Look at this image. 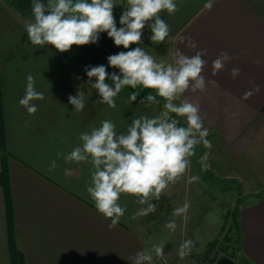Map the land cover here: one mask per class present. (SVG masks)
I'll return each instance as SVG.
<instances>
[{"label":"crops","instance_id":"crops-1","mask_svg":"<svg viewBox=\"0 0 264 264\" xmlns=\"http://www.w3.org/2000/svg\"><path fill=\"white\" fill-rule=\"evenodd\" d=\"M120 1V4L125 2ZM208 3L209 0H177L174 15L160 13L169 26V36L157 45L150 41V30L145 27L141 44L146 47L141 46L157 62L168 63L174 62L177 50L186 56L207 50L202 75L206 80H214L217 86L209 85L202 93L186 92L182 99L199 106L204 126L209 129L207 139L212 142V148L202 146L203 151L209 155H231L232 162L225 163L227 167L223 168L236 163L237 158L232 155L242 158L244 166L258 180L250 193H258L260 186H264V0H212L211 8L207 7ZM121 8L122 12L125 10L122 6L118 8L119 15ZM0 16L4 138L9 155L17 244L24 264H131L130 256L159 244L149 241L148 219L133 218L141 206L135 197L122 194L119 203L126 212L120 222L109 229L110 221L97 214L86 192L92 166L86 162L66 163L64 156L80 144L78 137L82 132L99 127L105 119L116 125L117 132H126L131 120L153 117L159 112L151 105L120 96L115 98L116 108H108L99 102L96 92L90 93L89 86L85 87L88 81L85 69L54 50L45 51L56 55L32 58L42 65H51L42 67L40 72L26 73L15 66L8 68V59L14 57L4 56L13 45H18L16 37L25 30L14 32L11 18L3 13ZM6 25L10 26L8 39L12 37L7 49L6 44L2 47ZM20 36L27 38V34ZM181 38H191L196 47L181 44ZM134 47L136 45H130L129 50ZM149 48L154 51L149 52ZM120 49L123 48L120 47L119 52ZM220 52H227L232 59L213 76L212 61ZM233 67L240 69L236 79L229 75ZM29 74L34 76L37 90L44 93V100L33 101L38 110L32 115L18 103L25 94ZM257 85L259 91L247 100L241 98ZM78 90L86 97L85 108L79 113L68 104V97L75 96ZM180 119L186 126L183 118ZM217 144L224 145L225 150L218 151ZM52 160L56 161V168L49 171ZM178 182L179 179L170 184L160 199L152 203L158 204ZM2 208L4 217L3 201ZM239 222L241 254L251 264H264V196L242 203ZM189 236L194 239L192 234ZM185 238L182 231L177 239L184 241ZM196 242L194 239V247ZM166 243L164 256H171ZM155 260L156 257L154 263Z\"/></svg>","mask_w":264,"mask_h":264},{"label":"clouds","instance_id":"clouds-1","mask_svg":"<svg viewBox=\"0 0 264 264\" xmlns=\"http://www.w3.org/2000/svg\"><path fill=\"white\" fill-rule=\"evenodd\" d=\"M117 5L125 9L119 18V28L113 16V8ZM211 6L212 0H209L207 7ZM30 8L33 20L25 24V33L32 46L46 48L50 45L57 53H65L74 45H95L100 34L106 33L115 47L127 50L107 57V65L85 68L86 84L95 90L100 103L110 109L116 108L115 98L126 86L152 90L140 103L145 100L159 103L157 97L163 99L158 115L131 120L126 132H117L111 120L101 121L99 127L82 132L78 137L80 144L64 156L66 163L86 162L92 166L86 192L97 214L110 221L109 229L115 227L126 212L119 203L122 194L135 197L141 206L133 218L154 213L156 204L152 201L159 200L170 184L184 176L197 146L212 148V142L207 139L209 129L204 126L199 106L182 99L186 92L202 93L209 85L217 86L214 80H206L202 75L207 50L192 56L177 50L174 62L165 64L157 62L140 44L146 26L152 43L158 45L165 41L170 29L160 13L174 15L177 0H125L123 4L117 0H48L47 4L43 0H31ZM179 42L189 48L196 47L191 38H181ZM130 45L136 47L129 50ZM231 59L227 52H220L212 61V75L223 70ZM106 67L118 72L109 73ZM229 75L236 79L240 75L239 67H233ZM256 91L259 85L246 91L241 98L247 100ZM42 100L44 93L37 90L34 76L27 75L25 94L19 105L32 115L38 110L33 101ZM130 100L136 101L137 96L132 95ZM68 104L75 112H82L86 104L84 92L78 90L75 96L70 95ZM180 118L186 126L181 125ZM209 154L205 153L202 159L207 160ZM55 168L56 161L52 160L48 170ZM197 179L191 177L189 182ZM189 207L190 204L185 203L175 208L173 216H185ZM165 228L170 234L174 233L175 219L169 220ZM193 247L191 239L185 240L179 246L178 256L183 259L191 255ZM153 254L163 258L164 244L137 251L128 259L131 264H153Z\"/></svg>","mask_w":264,"mask_h":264},{"label":"rangeland","instance_id":"rangeland-1","mask_svg":"<svg viewBox=\"0 0 264 264\" xmlns=\"http://www.w3.org/2000/svg\"><path fill=\"white\" fill-rule=\"evenodd\" d=\"M10 1L11 0H0V13L11 18L14 32L17 29L19 32L22 29L25 30V24L33 20L32 15L30 14L27 17L22 16L17 12L15 7H11ZM43 3L47 4L48 0H43ZM120 3L121 1L119 4ZM120 7L121 6L117 5L113 8V16L117 24L120 18L118 13V8ZM1 19L2 17L0 16V21ZM1 26L2 31L5 32L3 30L4 26L2 24ZM6 27V40L2 47L6 44L7 49L12 37L8 39V33H10V28L8 27L10 26L6 25ZM20 35H26V33L19 34V36L16 37L19 38L18 45H16V47L13 45V47L8 50V55L4 56L14 57L13 59H8V68L15 66L24 69L26 73H34L40 72L42 67H50L51 65H42L32 60V58L56 55L45 51H53L54 49L50 45L46 48L32 46L28 38H21ZM141 45L146 47V44ZM70 50L76 53L80 52L79 46L75 45ZM120 51L124 50L120 49ZM153 51L149 48V52ZM105 53L106 55L104 58L107 61V57L119 53V48L114 45L110 48L106 45ZM30 61L32 64H29ZM163 63L168 64V61H163ZM94 80L95 78H93V82ZM88 86L90 93H95V90L92 89L89 84L85 85L87 88ZM17 96L18 95H15V97ZM202 146L203 145H198L196 148L195 154L197 162H194L192 158L190 159V165L185 173V178L184 176L181 177L179 179L180 182L174 186V189L172 188V190L170 188L168 193H165L161 198L162 200L156 204L154 213L144 216V221L148 219L146 231L150 232L149 235H147L149 241L159 244L167 242L166 244L170 246L167 248V251L171 256H164L166 262L155 260L156 263L153 262L154 264H212L211 261L213 259L218 260L222 257L228 258L227 256L231 253L232 245L235 241V235L232 230L231 212L236 200L239 197L241 199L243 198L244 203L246 201H254L260 195L264 196L262 193L264 192V186H260L258 193H250V191L255 190L258 180L251 170L250 174L247 167L244 166L245 161L243 162L242 158L232 155L237 158L236 163L230 168H223L224 165L226 166L225 163L228 164L232 162L231 155H208L207 160H203L202 157L206 152L203 151L204 146L201 148ZM216 148L221 152L225 150L224 145L220 144H217ZM205 164L208 165L206 168L204 167ZM191 177H198V179L189 182ZM2 201L3 198L0 200V264H8L7 239ZM185 203L190 204L187 214L182 217H174L173 210L183 206ZM172 219H175L177 228L174 233L170 234L169 230L165 228V224ZM145 226L146 225H144V227ZM160 228H162V230H159ZM182 231H184L185 240L188 238L193 240V242L194 239L197 240L191 255L183 259L178 256V249L185 240L182 241L181 239H177L180 237ZM189 234H192L194 239H192ZM143 236H145V233ZM235 255L236 259L234 262L238 264L239 259L237 254Z\"/></svg>","mask_w":264,"mask_h":264},{"label":"trees","instance_id":"trees-1","mask_svg":"<svg viewBox=\"0 0 264 264\" xmlns=\"http://www.w3.org/2000/svg\"><path fill=\"white\" fill-rule=\"evenodd\" d=\"M31 0H11L10 5L11 7H15L17 12H19L22 16L27 17L31 14L30 8ZM110 48L113 47V42L107 36L100 34L98 43L95 45H85L79 46L80 52L76 53L73 50H69L65 53H58L62 57L67 60L73 61L75 64L82 66L84 69L89 66H97V65H107V61L105 60L104 56L105 53V46ZM116 50V49H115ZM106 71L111 72H118L117 69L106 67ZM1 78V76H0ZM111 84V81H107ZM152 90L143 89L141 87H137L136 89H132L130 87H125L121 90L118 96L129 98L132 95L137 96V101L143 100L144 96ZM153 94H155L153 92ZM159 103H152L148 101H144L143 103L151 105L154 107L158 112H160L163 108V99L157 97ZM2 95H1V83H0V190L2 193L3 198V205H4V223H5V232H6V239H7V253H8V263L9 264H24L23 254L21 250L18 248L17 244V234L14 225V216H13V206H12V195H11V188H10V181H9V172H8V153L5 146V138H4V122H3V114H2ZM180 123L183 126V122L180 119ZM194 162H197L196 154L191 157ZM264 191V189H263ZM264 194V192H262ZM263 195H260L256 199H261ZM243 203V198L240 197L236 200L234 204V208L231 212V221L233 232L235 235V241L232 245V251L228 254V258L235 261L236 255L238 257V264H251L242 254H241V230H240V222H239V215H240V206ZM235 253V254H234ZM217 259H213L211 262L214 264ZM237 264V263H236Z\"/></svg>","mask_w":264,"mask_h":264},{"label":"water","instance_id":"water-1","mask_svg":"<svg viewBox=\"0 0 264 264\" xmlns=\"http://www.w3.org/2000/svg\"><path fill=\"white\" fill-rule=\"evenodd\" d=\"M215 264H235V262L230 258L222 257L219 258Z\"/></svg>","mask_w":264,"mask_h":264},{"label":"built area","instance_id":"built-area-1","mask_svg":"<svg viewBox=\"0 0 264 264\" xmlns=\"http://www.w3.org/2000/svg\"><path fill=\"white\" fill-rule=\"evenodd\" d=\"M157 260H160L161 262H165L164 258H157Z\"/></svg>","mask_w":264,"mask_h":264}]
</instances>
